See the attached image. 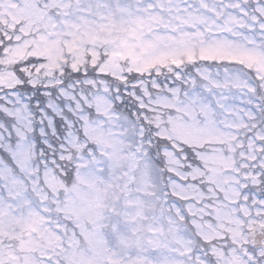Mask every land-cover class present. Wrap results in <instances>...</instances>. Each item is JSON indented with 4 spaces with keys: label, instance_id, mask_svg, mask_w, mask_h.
<instances>
[{
    "label": "snow or ice",
    "instance_id": "obj_1",
    "mask_svg": "<svg viewBox=\"0 0 264 264\" xmlns=\"http://www.w3.org/2000/svg\"><path fill=\"white\" fill-rule=\"evenodd\" d=\"M0 264H264V0H0Z\"/></svg>",
    "mask_w": 264,
    "mask_h": 264
}]
</instances>
